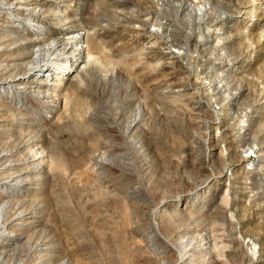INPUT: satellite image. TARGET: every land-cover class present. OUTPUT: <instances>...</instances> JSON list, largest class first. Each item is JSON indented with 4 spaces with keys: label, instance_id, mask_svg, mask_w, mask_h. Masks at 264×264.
Wrapping results in <instances>:
<instances>
[{
    "label": "rangeland",
    "instance_id": "1",
    "mask_svg": "<svg viewBox=\"0 0 264 264\" xmlns=\"http://www.w3.org/2000/svg\"><path fill=\"white\" fill-rule=\"evenodd\" d=\"M210 2L34 0L17 27L16 13L0 20L4 38L15 35L8 48L22 42L12 58L33 54L22 30L35 15L40 33L81 29L101 48L92 41L96 59L74 86L54 75L24 107L15 93L36 97V82L0 98L13 127L0 131V150L19 146L30 162L46 149L24 200L40 222L25 238L47 242L51 263L264 264V0ZM50 96L58 105L42 107ZM192 241L208 249L180 262Z\"/></svg>",
    "mask_w": 264,
    "mask_h": 264
},
{
    "label": "bare ground",
    "instance_id": "2",
    "mask_svg": "<svg viewBox=\"0 0 264 264\" xmlns=\"http://www.w3.org/2000/svg\"><path fill=\"white\" fill-rule=\"evenodd\" d=\"M32 1H34V0H0V20L6 18L7 15H12V14L14 15L16 13L18 15L13 16V19H15V21L14 20L10 21L9 28L17 27L18 26L16 24L17 21H21V20L23 21L24 19H26L23 16L26 14V11L30 9L29 6H30ZM180 1L184 2L185 0H180ZM210 1L211 0H198V3H196V5L197 4L198 5H200V4L205 5V4L211 3ZM199 10H202V9L199 8ZM28 14H29V12H28ZM228 16H229V14L223 15L221 17V19L218 21L225 20ZM38 17L35 15V16H32L30 19H27V21L24 23H27L30 26L31 25L32 26L31 27H29V26L24 27V25H23V30L21 29L23 32V38L22 39H24V40L30 39L29 41H24L25 42L24 45H27V47H30L31 45L34 46L33 54L31 56H28V54H26V53H22L19 56L17 55V56L12 58L11 56H14L17 53L16 52L14 55H12L13 51L15 49H17L18 47H20L22 42L20 43L19 46L14 44L13 47L9 46L10 48H8V42L12 38L14 40L15 35L11 36V37L7 36L6 38H4L3 33L0 32V98L4 97L2 95V93H5L6 90H13L14 91V90H16L17 85H19L21 83H35L36 82L37 83L35 86L36 90H39V92L36 91L37 92L35 94L36 97L23 95L22 91L19 92V94L13 92V94L15 93L16 97H18L20 95L19 101L16 102L17 105H18V103L20 104L18 106L19 108L24 107L25 104L32 103V101L35 102L36 100H38V98L40 97L39 93H40V91H42L41 90L42 87H41V83H40V82H42L41 79L45 78L43 83L46 84L47 83L46 81L49 79L48 77L55 75L57 77L56 80L58 81L56 86L61 87V85L64 84V81H67L66 82L67 84L71 83L73 80L72 75H75V73H78V74L81 73V71H82L81 67H87V65H88L87 63L92 62L93 60L95 61V59H96L95 52H94L93 46L91 44L92 41L95 39V36L92 35V37H90L89 31H81V29H79V30H74V31H72V33H70V32H64L65 30L64 31L54 30V31H49V32L47 31L46 33H40L38 30L39 26H40V23H38V21H40ZM70 17H68V19ZM201 23H202V25L207 27V24L204 21H202ZM227 27H234V25L229 24V25H227ZM15 32H19V30L13 31L12 33H15ZM224 33L223 32L222 33L221 32H215V33L212 32L211 34L212 35L215 34L216 36L222 38L223 44H226V43H229L230 41H228V39L225 40L226 38H224V36H222ZM208 36H211V35H208ZM20 37H22V36H20ZM16 39H17V37H16ZM209 39H211V38L210 37L206 38L205 40H203V42H200L197 46L199 47V46H202L204 44H207L209 42ZM95 40H98V39L96 38ZM94 41H93V43H95ZM13 43H14V41H13ZM174 43L175 44L172 43V46H176V42H174ZM98 44L99 43L97 41V45ZM95 45H96V43H95ZM95 45H94V47H95ZM79 46L81 49L78 53H76L79 49ZM28 49H26V50H28ZM98 49H101L100 46ZM81 51H82V53L80 55ZM99 51H101V50H99ZM72 57L74 58V60L70 59ZM97 58H98V56H97ZM24 61H27V62L25 63ZM62 61H64V62H62ZM69 62H71V63H69ZM96 62H97V60H96ZM96 62H93V64ZM22 65H25L23 67L24 68L23 71L19 72L18 70H16ZM44 66H50V69L47 67L45 72H43V74L40 75V72L42 71ZM20 69H22V68H20ZM48 70H50V72H47ZM84 71H85V69H84ZM32 74H33V80L30 81V80H28V77H30V75H32ZM38 74H39V76H38ZM230 74L231 73L219 75V83H222L224 85L226 83V81L228 80V78L230 77L229 76ZM51 80H53V78H51ZM75 84H76V81H75ZM72 85H73V82H72ZM29 86L31 87V85H29ZM69 87H71V86H69ZM241 89H243L242 84H240V86L237 88L236 92H234L232 94L231 100H235V99L237 100L242 96ZM65 97H66V95H65ZM58 99L60 100L59 97L57 98L55 96H50V97H47L45 100H43V102L40 103V105L42 107H47L48 105L56 106V105H58V102H59ZM1 107H0V109H1L0 110V112H1L0 131H4V132L11 131L13 127L11 128V125L7 124V121H8V119L9 120L12 119V117L9 118V116H8L9 113L5 112L6 108L2 109ZM57 108H58V106H57ZM25 112L26 111H24V113ZM18 131H20V130H18ZM4 132H2V133H4ZM254 137L255 138L252 139L253 141L251 144L252 149L256 144L260 143V141L258 140L259 138L256 135ZM34 138L35 137H33V139ZM35 140H36V138H35ZM31 142H32V140H31ZM25 143H26V141H25ZM36 144H37V142H36ZM16 145H17V143H16ZM44 147L42 145L40 148H38L39 151H37V152L42 153V154L38 158L33 159L32 161H30L31 160L30 159L29 160L30 162H23L22 161V157L19 156V154L21 153V148H19V146H18V148L15 147V148L10 149V150L5 149V148L0 150V194L2 193L1 191H5V190L16 191L13 193L7 192V193H9V195L15 196L18 193L21 194V196L19 198H14V196H8V197L6 196L7 198H3L0 195V197H1L0 198V264H7L8 262H9V264H53L50 262V259L48 256L47 250H48L49 245L47 244V242L40 244L39 241H33L32 239L28 240L29 237L25 238L26 237L25 236L26 231H28L27 229H29L28 227L31 226L32 224L34 225V223L37 225V223L40 222V218L36 219L33 216L34 214H32L33 213L32 207H33L35 202L27 204V203H25L24 200H27V199H25V197L31 194L28 191V189L31 188V186H33L36 181L40 180L41 177H44L43 175L38 176V174H40V172H42V170H43L42 168L47 165V164L45 165V163H46L45 156L46 155L45 154H44L45 156L43 155L44 151L46 150ZM25 153H27V152H25ZM262 155H264V153H262V152L259 153L258 158L261 157ZM27 160H28V158H27ZM21 164H27V166L19 169V166ZM223 171H222V173L224 174ZM238 178H239V176H238ZM209 179H211V177ZM33 233H34V231H33ZM43 233H44V231H43ZM36 234H38V233H36ZM40 234H41V232H40ZM45 236H47V235H45ZM191 236H192L191 239L195 240V242H196V239H198V237L200 235H198L197 233L196 234L194 233ZM154 237H155V235H154ZM39 238H40V236H39ZM204 239H207V237ZM153 241H155V240H153ZM158 242H160V241H158ZM193 243H194V241L190 242L189 244H187L183 248V250H182L183 254L179 259L180 262L185 263L187 260L192 259L193 257L197 256L198 253L203 252L204 250L208 249V246H206L204 248L197 246V248L194 249L195 246ZM155 244H157V243H155ZM207 244H208V242L205 241L204 245H207ZM57 264H74V263L69 259H64V260L59 261Z\"/></svg>",
    "mask_w": 264,
    "mask_h": 264
}]
</instances>
